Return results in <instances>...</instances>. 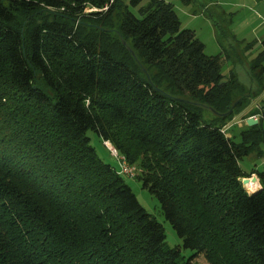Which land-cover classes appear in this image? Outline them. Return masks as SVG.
<instances>
[{"label": "trees", "instance_id": "trees-1", "mask_svg": "<svg viewBox=\"0 0 264 264\" xmlns=\"http://www.w3.org/2000/svg\"><path fill=\"white\" fill-rule=\"evenodd\" d=\"M209 17L217 55L165 0H0V264H264V170L240 166L263 154L264 120L221 130L264 110L249 109L264 37L253 50L230 14ZM242 51L254 88L234 70ZM88 131L135 167L189 258Z\"/></svg>", "mask_w": 264, "mask_h": 264}, {"label": "rangeland", "instance_id": "rangeland-1", "mask_svg": "<svg viewBox=\"0 0 264 264\" xmlns=\"http://www.w3.org/2000/svg\"><path fill=\"white\" fill-rule=\"evenodd\" d=\"M170 1L174 5V9L181 22V27L192 29L195 32L196 36L204 43L205 54L217 55L219 53H222V51L216 39L217 36L216 29L214 27L215 25H213L209 17L208 11H206L208 9H206L204 3H216L219 5L221 11L230 14L229 29L233 32L236 38L243 42H252L254 45L253 50H259V44L262 38L264 37V29L260 26V23L257 19V14L259 11L262 10L263 5L260 6V10H253V4L251 3V7L248 9H241L242 7L238 9L237 7L230 6L229 2H232L233 0H190L189 3L181 2L180 0ZM89 11L90 10L86 9V12ZM132 11L134 14L138 15L135 9H132ZM253 11H255V14ZM227 44L230 45L231 51L235 50L234 46H237L236 43L231 39H228L226 41V45ZM242 54L244 56L239 59V63L234 66V70L236 71L239 77V81L242 84H244L246 87L254 88L255 83L251 79L249 73V62L247 60L248 57L245 56L243 51ZM252 55L253 54H249L250 58L252 57ZM230 67L231 65L229 62L222 61L221 72L223 74L228 73ZM258 104H264V91L255 101L252 102L249 109L256 107ZM243 115L244 114H241L235 117L233 120H231L224 127L221 128L227 138H230L233 132H237L238 129L242 128L246 124V119L249 116L244 117ZM262 127L264 129V121L262 123ZM87 136L89 137L90 145L95 148L97 155L104 162L110 163L116 169L119 166V158H123L126 162L124 156H118L117 151L110 145L109 142L103 143L99 139V137L91 131L87 132ZM112 149L115 150L116 156L113 155L111 151ZM261 150L263 151V154L261 156L250 154L240 161L241 169L244 172L249 173L251 170H264V144H262ZM135 176L136 170L135 175L133 177H124V180L132 188L133 193L135 194L141 206L147 211V213L151 217H153L157 222L162 225L166 245L169 248H179L180 255L182 257L181 262H183L185 259L189 258L193 252L182 248L181 240L177 237L169 222L164 218L157 199L153 195H151L145 188L142 187L141 182L138 181ZM252 177L256 178L255 183L260 187L256 174H252L246 179H253ZM248 191L250 190L248 189ZM195 260L198 262V264H207L202 254H200Z\"/></svg>", "mask_w": 264, "mask_h": 264}, {"label": "crops", "instance_id": "crops-1", "mask_svg": "<svg viewBox=\"0 0 264 264\" xmlns=\"http://www.w3.org/2000/svg\"><path fill=\"white\" fill-rule=\"evenodd\" d=\"M165 1H168V2H171L170 0H165ZM190 2V0L188 1V3ZM250 3L253 4V10H260V6H262V10L258 12V16H257V19L260 23V26L264 29L263 25H261V22H260V17L262 14H264V0H233L232 2H229L230 6H234V7H237L238 9H240V7H242L241 9L243 8H250ZM205 4V7L206 11H208V14L211 15V14H222V13H225L223 11L220 10L219 8V5L216 4V3H209V4ZM211 7V8H209ZM254 14H255V11H253Z\"/></svg>", "mask_w": 264, "mask_h": 264}, {"label": "built area", "instance_id": "built-area-1", "mask_svg": "<svg viewBox=\"0 0 264 264\" xmlns=\"http://www.w3.org/2000/svg\"><path fill=\"white\" fill-rule=\"evenodd\" d=\"M260 20L261 25L264 26V14L260 17ZM249 117L254 118L257 121L264 120V110ZM111 151L113 155L116 156L115 150L112 149ZM135 170L134 166L128 165L123 158H119L118 174L123 175L124 177H133L135 175Z\"/></svg>", "mask_w": 264, "mask_h": 264}, {"label": "bare ground", "instance_id": "bare-ground-1", "mask_svg": "<svg viewBox=\"0 0 264 264\" xmlns=\"http://www.w3.org/2000/svg\"><path fill=\"white\" fill-rule=\"evenodd\" d=\"M258 122V121H257ZM256 125V124H255ZM252 178H255V177H252ZM246 179V178H244ZM242 179V181L244 180ZM243 183V182H242ZM244 187L246 188V190H250V192H255L259 189V186L255 183V179H251L249 178L248 181L244 184ZM248 188V189H247Z\"/></svg>", "mask_w": 264, "mask_h": 264}, {"label": "water", "instance_id": "water-1", "mask_svg": "<svg viewBox=\"0 0 264 264\" xmlns=\"http://www.w3.org/2000/svg\"><path fill=\"white\" fill-rule=\"evenodd\" d=\"M225 81H226V79H222V80L219 82V85H221V84H222L223 82H225ZM256 121H257V120H255L254 118L249 117V118L246 119V125H247V126L255 125V124H257ZM253 179L256 180V178H253ZM247 181H248V179H244L242 182L245 184Z\"/></svg>", "mask_w": 264, "mask_h": 264}]
</instances>
